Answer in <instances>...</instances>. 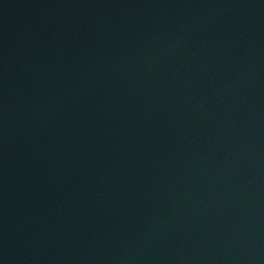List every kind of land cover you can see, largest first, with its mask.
<instances>
[{"label":"water","instance_id":"95a60500","mask_svg":"<svg viewBox=\"0 0 264 264\" xmlns=\"http://www.w3.org/2000/svg\"><path fill=\"white\" fill-rule=\"evenodd\" d=\"M0 264H264V0H82L2 55Z\"/></svg>","mask_w":264,"mask_h":264}]
</instances>
